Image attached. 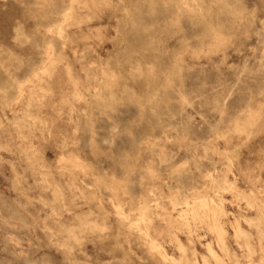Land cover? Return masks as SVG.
I'll return each instance as SVG.
<instances>
[{
    "label": "clouds",
    "instance_id": "clouds-1",
    "mask_svg": "<svg viewBox=\"0 0 264 264\" xmlns=\"http://www.w3.org/2000/svg\"><path fill=\"white\" fill-rule=\"evenodd\" d=\"M0 264H264V0H0Z\"/></svg>",
    "mask_w": 264,
    "mask_h": 264
}]
</instances>
